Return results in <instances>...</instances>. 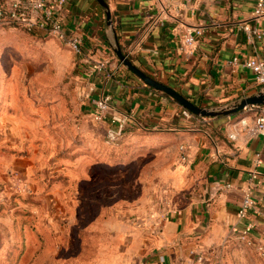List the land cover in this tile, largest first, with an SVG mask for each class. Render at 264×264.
<instances>
[{"label":"crops","instance_id":"crops-1","mask_svg":"<svg viewBox=\"0 0 264 264\" xmlns=\"http://www.w3.org/2000/svg\"><path fill=\"white\" fill-rule=\"evenodd\" d=\"M105 1L111 25L96 0L65 1L63 29L79 37L78 53L45 31H12L10 43L0 46L15 50L34 70L40 58L61 55L63 63L45 61L42 70L50 76L52 70L67 71L62 83L82 118H92L93 98L110 95L101 120L105 134L116 128L110 121L115 116L131 134L156 129L189 144V158L175 161L169 176L158 181L173 212L162 218L156 209L141 219L107 218V261L99 262L215 264L247 223L253 226L247 239L264 252V136H247L233 125L247 110L185 119L179 103L142 82L114 53L117 41L134 65L197 105L230 106L264 89L252 71L227 63L232 56L264 59V13H254L256 0ZM244 24L257 26L262 35L249 37ZM186 31L195 34L193 49L183 43ZM244 192L253 203L240 217Z\"/></svg>","mask_w":264,"mask_h":264},{"label":"rangeland","instance_id":"rangeland-1","mask_svg":"<svg viewBox=\"0 0 264 264\" xmlns=\"http://www.w3.org/2000/svg\"><path fill=\"white\" fill-rule=\"evenodd\" d=\"M0 27L1 46L18 28ZM49 57L34 70L0 48V264H106L107 218L173 212L158 181L185 143L139 128L112 145L104 122L79 115L67 71L42 70L64 62ZM234 238L218 264H264L263 251Z\"/></svg>","mask_w":264,"mask_h":264},{"label":"built area","instance_id":"built-area-1","mask_svg":"<svg viewBox=\"0 0 264 264\" xmlns=\"http://www.w3.org/2000/svg\"><path fill=\"white\" fill-rule=\"evenodd\" d=\"M66 0H11L0 4V25L14 24L24 27L28 31H45L52 34L65 42L75 52H80V39L76 35H66L63 29L62 9ZM254 13H264V0H256ZM242 29L249 37H260L261 30L257 26L249 24L242 25ZM198 33V31H196ZM196 38L193 31H186L183 35V43L186 48L193 49ZM183 48V47H182ZM231 65H241L252 71L257 83L264 85V59L263 58H244L232 56L227 60ZM103 63H100L102 68ZM92 104L95 108L92 118L95 121H101L105 118L111 105V97L108 94L98 98H93ZM248 115L240 116L233 124L237 129H243L247 136L261 134L264 136V103L257 105H249L245 107ZM182 115L185 119H191L195 115L186 109H182ZM112 123H116L115 129H110L106 132L107 141L116 143L121 137L124 129V122L118 120L115 116H111ZM230 138L235 137V133L229 134ZM179 159L186 161L189 158L188 147L185 144H180L178 147ZM252 198L249 192H244L238 209V216L245 217L247 210L252 206ZM252 224L247 223L242 228L238 236L244 239L248 244L251 241L247 239V234L252 229ZM259 251H263L261 246H257ZM218 264V263H215Z\"/></svg>","mask_w":264,"mask_h":264},{"label":"water","instance_id":"water-1","mask_svg":"<svg viewBox=\"0 0 264 264\" xmlns=\"http://www.w3.org/2000/svg\"><path fill=\"white\" fill-rule=\"evenodd\" d=\"M96 1L105 9L106 22L108 25H111L112 24L111 13L107 2L105 0H96ZM114 53L117 59L142 82H144L146 85H148L149 87L155 90L167 94L177 103H179L184 109L190 111L195 116L212 117L218 115H230L243 110L245 107L249 105H257L264 103V89H263L259 91L257 94L247 96L241 99L239 102L227 107H223V108L203 107L195 104L194 102L186 98L183 94L178 92L173 87L152 78L144 71H142L140 68H138L136 65H134L132 61L122 52L117 41H115Z\"/></svg>","mask_w":264,"mask_h":264},{"label":"trees","instance_id":"trees-1","mask_svg":"<svg viewBox=\"0 0 264 264\" xmlns=\"http://www.w3.org/2000/svg\"><path fill=\"white\" fill-rule=\"evenodd\" d=\"M3 2H4V0H0V4L3 3ZM2 25L12 26L14 29H15V28H18L19 30L17 29V31L27 32V33H30V34H31V33H34L33 31H28V30H26L24 27H22V26H20V25H14V24H2ZM0 26H1V25H0ZM132 131H133L132 128H130V129H124L122 133H125V132L127 133V132H128L131 136H132V135L134 136L135 134H131ZM111 144L113 145V144H115V143H111Z\"/></svg>","mask_w":264,"mask_h":264}]
</instances>
